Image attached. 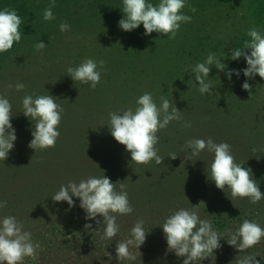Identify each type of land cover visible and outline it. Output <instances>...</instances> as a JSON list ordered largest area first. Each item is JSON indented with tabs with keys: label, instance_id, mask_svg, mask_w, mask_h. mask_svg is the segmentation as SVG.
Wrapping results in <instances>:
<instances>
[{
	"label": "rangeland",
	"instance_id": "obj_1",
	"mask_svg": "<svg viewBox=\"0 0 264 264\" xmlns=\"http://www.w3.org/2000/svg\"><path fill=\"white\" fill-rule=\"evenodd\" d=\"M5 1L0 0V5ZM262 2L263 6L261 7L260 2L258 6L264 8V0ZM115 6L116 9L123 7V0L120 5ZM120 11L115 13L118 20H121ZM216 17L217 14L211 10L204 17L205 26H218L220 29L225 22L222 19L215 20ZM93 39L95 38L91 34L87 41L96 44ZM94 50L97 51V45ZM99 55L95 56L96 60H101ZM107 62L111 61L106 60L105 63ZM244 62L236 71L243 72L247 67V62ZM227 68L231 71L230 66L227 65ZM216 74L219 77L218 86L222 84V90L226 93L228 89L231 94L229 100L216 101L210 108L207 102L184 101L185 98L190 99V94L185 93L188 89L185 87V73L180 75L181 84H175L173 81L177 80L174 78L169 80L171 83L166 88L163 86L161 91L151 93L158 104L161 96L168 98L183 116V121H173L157 133L160 138L157 148L164 157L160 165L154 160L147 165L132 162L126 147L110 134V120L106 114L107 117H103L101 121L74 131L68 138L57 140L53 148L36 151L25 148L27 157L32 156L35 161V164L30 162L28 167L16 170L12 164L15 153L11 151L8 159L2 161L3 166L0 164V202L7 201V207L0 209V217H17L24 224V229L32 233L33 240L41 246L38 257L25 258L24 264H120L116 258V245L119 239L130 238V230L138 219L144 220L146 231L150 233L145 243L139 249H134L137 253L136 261H123L121 264H183L184 258H178L174 252L168 251L165 234L160 226L179 208L199 206L201 202L205 205L199 209L200 217L211 220L213 226L221 232L229 228L235 230L244 219L255 221L264 228V199L255 205L248 198L233 199L230 189L225 187L224 192L209 180L207 172L214 154L204 151L199 156L192 157L191 161L184 159L191 151L182 150L189 139L206 140L211 137L216 143H229L236 161L252 169L254 178L260 184V191L264 194L262 79L258 75L254 79L243 75L242 79L229 80L225 72L216 70L213 75ZM245 81L251 85V93L243 90ZM137 88L150 93L151 87L138 85ZM119 90H115L112 97L110 95L111 100L127 99ZM139 93L135 91L132 94H137V98L144 94ZM198 98L203 99L201 96ZM136 100H130L133 102L126 109H135ZM184 122H190L191 127H184ZM253 149L257 151L254 153ZM15 151L22 153L20 147ZM172 152L176 153L177 159L169 158V153ZM60 159L63 161L56 163ZM4 162L7 164L4 165ZM102 171L113 183H126V191L134 208L130 215L117 216L120 232L112 241L101 239L102 234L92 233L100 229L96 220L85 219L86 213L80 207L78 198L73 197L75 207H70L67 202H54L51 199L60 185L70 180L79 182L89 176L104 175ZM96 219L103 223L102 217L98 216ZM87 223L93 225L92 230L85 231ZM224 238L227 239V236ZM225 239L220 241L222 248L215 251V256L194 264H233L240 253L229 246ZM247 252L259 253L256 259L259 264H264V238L259 245Z\"/></svg>",
	"mask_w": 264,
	"mask_h": 264
},
{
	"label": "clouds",
	"instance_id": "obj_2",
	"mask_svg": "<svg viewBox=\"0 0 264 264\" xmlns=\"http://www.w3.org/2000/svg\"><path fill=\"white\" fill-rule=\"evenodd\" d=\"M54 7L55 0H52L44 10V21L55 20ZM186 7L193 13L197 11L195 7L187 4V0H159L156 4L148 0H123L121 10L124 18L119 21L118 26L125 32H131L142 24L145 35L150 36L155 32L174 40L181 24L190 23L192 20L191 16L183 12ZM21 23L22 20L14 9L8 7L0 9V53L8 52L13 48L14 43L21 41ZM70 28L66 21L59 25L62 33L69 31ZM247 36L250 39L245 40L242 47H234L230 59L236 61L243 57L247 62L243 75L248 79H254L257 75L264 79V32L254 25L247 32ZM46 47L48 46L41 41L34 44L38 52ZM222 60L224 59L221 56L210 52L202 62L190 66L195 81L199 82L198 91L201 95L216 94L212 91L215 88L214 79L209 78L213 66L225 72L229 80L233 74L239 77L240 71H229ZM104 66L105 61L102 59L86 58L75 67H67L66 71L75 82L79 81L95 89L101 82ZM24 88L25 85L22 83L15 85L17 92L23 91ZM242 88L251 93V85L247 81L243 83ZM57 100L59 98L51 94L23 97L22 114L34 125L31 131L33 139L29 143V148L36 151L55 147L61 136L58 129L64 114V108L57 103ZM136 105L135 109L129 107L109 113L110 134L119 144L126 147L132 162L147 165L154 160L160 165L164 157L159 154L157 148L160 143L157 133L167 128L173 121H183L182 112L165 96L160 97L158 104L149 92L139 96ZM13 117L12 103L6 95H0V160L2 161L8 159L17 140L16 130L11 123ZM183 126L191 127V123L184 122ZM188 149L191 150L190 154L184 158L187 161H191L192 157L199 156L204 151L214 154L207 176L218 189L223 191L225 187L230 189L233 199L248 198L253 205L264 199L252 169L236 161L229 143H216L211 137L206 140L189 139L182 150ZM256 151L257 149H253L254 153ZM169 158L177 159L176 153H169ZM183 166L182 163L181 167ZM73 197L80 200V207L86 213L85 219L96 220L100 230L94 233L102 234L101 239L112 241L116 238L120 232L117 216L130 215L134 211L126 191V183H113L105 173L101 176H89L79 182L70 180L60 185L51 199L54 202H67L70 207H75ZM202 205L205 203L201 202L199 206L192 205L191 208H179L165 219L160 227L165 234L168 251L174 252L178 258H184L183 264L202 262L222 248L220 241L225 239L226 235L225 240L229 246L240 253L233 264H259L256 259L259 253H248L247 250L261 243L264 238V228L255 221L244 219L235 230L229 228L221 232L213 226L211 220L200 217L199 209ZM6 207L7 201L0 202V209ZM98 216L103 218V223L96 219ZM84 227L85 231L93 229L91 223L85 224ZM149 233L146 231L144 220L138 219L130 230V238L119 239L116 245V258L120 264L123 261H136L137 253L134 249H139L145 243ZM40 248V244L33 240L32 233L24 229V224L17 217L12 215L0 217V264H24L25 258L36 259Z\"/></svg>",
	"mask_w": 264,
	"mask_h": 264
},
{
	"label": "trees",
	"instance_id": "obj_3",
	"mask_svg": "<svg viewBox=\"0 0 264 264\" xmlns=\"http://www.w3.org/2000/svg\"><path fill=\"white\" fill-rule=\"evenodd\" d=\"M121 2L122 0H55L53 13L56 18L53 21L43 19L44 10L52 0H6L0 5V9H14L22 20L21 41L14 43L8 52L0 53V95H6L13 105L14 117L11 123L16 130L17 140L12 150L15 153L12 164L16 170L35 164L32 156L27 157L25 149H29L34 127L29 118L22 114V99L25 95L51 94L59 98L57 103L63 106L64 114L58 129L61 132L58 140L68 138L74 131L101 121L103 117H107L105 114L109 116L111 112L125 110L133 102L130 100L137 99V94L132 93H144L141 88H137L138 85H147L151 87L150 93H155L163 86L166 88L171 79L175 78L177 81L173 82L181 84L182 80L179 78L182 73L186 75L185 87L188 88L185 93L190 94V99L185 98L184 101L207 102L210 108L216 101L229 100L231 92L226 89L225 93L222 84L218 86L219 77L217 74L213 75L217 70L213 66L209 78L214 79V86H218L212 90L216 94L201 95L198 91L199 82L195 81L190 66L202 62L210 52H215L231 70H236L246 60L243 57L231 60L233 48L242 47L243 42L250 39L247 32L254 25L264 32L262 0H187V4L197 11L193 13L188 7L183 10L192 20L181 24L174 40L155 32L150 36L145 35L142 24L131 32L123 31L118 26L120 20L115 15L117 10L119 12L122 9L121 6L116 9L115 5H120ZM148 2L156 4L159 0ZM259 2L261 7L258 6ZM211 10L217 14L215 20L222 19L225 22L220 29L218 26H205L204 17ZM123 18L121 10L120 19ZM64 21L71 28L62 33L59 25ZM91 34L96 44L87 41ZM38 41L48 47L36 51L34 44ZM101 47L103 49L100 50ZM248 51L250 54V50ZM96 55L111 62L105 63L106 69H103L101 82L95 89L79 81L75 82L67 75V67H75L86 58L97 59ZM227 57L229 59H225ZM242 76L243 72H240L239 77L233 74L231 78L242 79ZM261 82L264 89V79ZM17 83L25 85L23 91H16ZM117 89L127 99L111 100L110 95L112 97ZM200 96L203 99L198 98ZM108 99L111 101H107ZM19 147L22 153L15 151ZM62 161L60 159L56 163Z\"/></svg>",
	"mask_w": 264,
	"mask_h": 264
}]
</instances>
